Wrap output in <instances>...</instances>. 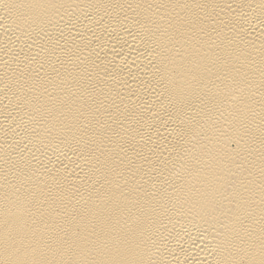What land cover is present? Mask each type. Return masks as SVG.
<instances>
[{"label":"bare ground","instance_id":"6f19581e","mask_svg":"<svg viewBox=\"0 0 264 264\" xmlns=\"http://www.w3.org/2000/svg\"><path fill=\"white\" fill-rule=\"evenodd\" d=\"M0 264H264V0H0Z\"/></svg>","mask_w":264,"mask_h":264}]
</instances>
